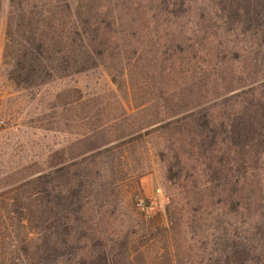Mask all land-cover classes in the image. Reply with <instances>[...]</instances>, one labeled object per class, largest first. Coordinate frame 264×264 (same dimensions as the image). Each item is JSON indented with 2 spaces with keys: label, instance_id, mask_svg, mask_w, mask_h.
<instances>
[{
  "label": "rangeland",
  "instance_id": "rangeland-1",
  "mask_svg": "<svg viewBox=\"0 0 264 264\" xmlns=\"http://www.w3.org/2000/svg\"><path fill=\"white\" fill-rule=\"evenodd\" d=\"M9 1L0 0V113L4 120L0 194L54 173L49 186L69 187L86 200L70 253L105 245L113 252V260L127 264L128 242L131 264H142V256L146 264H157L164 255L171 258L174 253L178 264L208 263L203 231L207 226L209 238L214 239L217 206L202 208L206 224L195 209L200 207L197 195L214 196L213 184L201 185L209 171L184 158L179 186L167 180V168L175 161L164 149L161 135L128 145L114 137L142 125L155 124L150 129L165 125L190 113L208 114L218 123L222 113L231 112V106L238 109L246 97L257 103L253 93L264 96V19H252L251 26L240 28L222 17L217 0H50L63 13L58 17L66 21L71 16V32L74 27L78 32L86 27L85 15H77L88 4L89 13L102 22L99 30L106 28L110 34L107 46L119 51L142 49L144 58L154 60L153 51L169 46L171 36L183 30L187 45L200 53L182 64L172 59L147 67L140 61L142 72L148 74L137 77L132 90L128 81L123 82L126 74L113 83L101 67L32 85L11 78L13 69L5 66L9 37L24 44L13 32L15 21L20 20L9 15ZM64 4L70 6L71 15ZM61 29L53 21L46 34L50 37ZM143 99L149 102L146 111L136 109ZM172 115L177 116L169 120ZM171 201L176 214L170 225L178 226L169 233Z\"/></svg>",
  "mask_w": 264,
  "mask_h": 264
},
{
  "label": "trees",
  "instance_id": "trees-1",
  "mask_svg": "<svg viewBox=\"0 0 264 264\" xmlns=\"http://www.w3.org/2000/svg\"><path fill=\"white\" fill-rule=\"evenodd\" d=\"M42 1H9V15L20 20L15 21L13 32L24 44L11 41L12 37H9L4 61L5 66L13 69L9 73L11 78L24 84L42 85L52 77L101 67L113 83L126 74L127 79L123 82L128 81L132 90L136 78L148 74L142 72L144 66L140 68V61L147 67L172 59L182 64L188 57L193 61L200 53L194 46L187 45L183 30L171 36L169 46L153 51L154 60L144 58L142 49L122 52L107 46L110 34L106 28L99 30L98 25L102 22L89 13L88 4L82 6L83 12L77 15L79 18L85 15L86 27L79 32L74 27L71 32V16L64 21L56 3ZM175 5L172 3L173 7ZM64 8L66 14L71 15L70 6L64 4ZM217 8L223 18L240 28L251 26L252 19L258 18L260 22L261 18L262 22L264 19V0H217ZM53 21L58 22L63 31L48 37L46 31ZM69 43L71 47H67ZM10 59L13 63L8 62ZM253 94L252 97L259 99L257 103L246 97L238 109L231 106V112L222 113L218 123L208 114L201 117L199 113H190L165 125L152 129L155 124L142 125L114 137V140H123V145H128L161 135L164 149L175 161V165L167 168V180L179 186L182 159H193L197 167L209 171L210 176L207 174L208 178L201 185L213 184L214 196L206 193L197 195L196 204L200 207L195 209L199 220L206 224L202 208L206 209L211 204L217 206L214 239L211 241L209 238L207 226L203 231L206 251L210 252L206 259L208 263L204 264H264V96L259 95L258 98ZM148 103L143 99L136 109L146 111ZM122 115L125 116L123 109ZM114 116L119 118L121 115ZM191 170L196 172L195 168ZM50 176L54 173L41 175L12 192L0 194V264H67V259L71 264H118L112 259L114 255L109 246L105 245L80 254L81 249L75 254L70 253L76 242V225L82 221L86 200L83 202L69 187L60 190L56 185L49 186L54 180ZM179 188L183 190L185 187ZM172 205L171 201V207L167 208L170 227L166 232L169 233L175 232L178 226L170 225L174 223L172 217L176 214ZM204 223L200 222V226L204 227ZM174 255L171 258L164 255L157 264H178ZM141 260L146 264L143 256ZM124 261L131 264L128 242L125 243Z\"/></svg>",
  "mask_w": 264,
  "mask_h": 264
},
{
  "label": "built area",
  "instance_id": "built-area-1",
  "mask_svg": "<svg viewBox=\"0 0 264 264\" xmlns=\"http://www.w3.org/2000/svg\"><path fill=\"white\" fill-rule=\"evenodd\" d=\"M4 125V120H3V117L0 113V127H2ZM157 193H159V190L157 191ZM139 204H142L141 202Z\"/></svg>",
  "mask_w": 264,
  "mask_h": 264
}]
</instances>
